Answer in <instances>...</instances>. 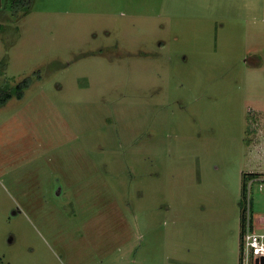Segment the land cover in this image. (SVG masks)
<instances>
[{"label": "rangeland", "instance_id": "rangeland-1", "mask_svg": "<svg viewBox=\"0 0 264 264\" xmlns=\"http://www.w3.org/2000/svg\"><path fill=\"white\" fill-rule=\"evenodd\" d=\"M29 77L0 106V264H244L264 0H3L0 90Z\"/></svg>", "mask_w": 264, "mask_h": 264}, {"label": "built area", "instance_id": "built-area-1", "mask_svg": "<svg viewBox=\"0 0 264 264\" xmlns=\"http://www.w3.org/2000/svg\"><path fill=\"white\" fill-rule=\"evenodd\" d=\"M251 193L249 190V197ZM253 217L250 208L247 210L246 232L242 238V255L244 264H261L264 258V219ZM243 264V262H242Z\"/></svg>", "mask_w": 264, "mask_h": 264}, {"label": "trees", "instance_id": "trees-1", "mask_svg": "<svg viewBox=\"0 0 264 264\" xmlns=\"http://www.w3.org/2000/svg\"><path fill=\"white\" fill-rule=\"evenodd\" d=\"M14 10L22 9L24 5L31 6L33 0H14ZM36 75V74H34ZM35 79L33 77H29L22 82H20L13 90H0V106L5 105L9 100L16 96L19 100L22 99L25 95L27 89L31 87ZM251 177L257 178L259 174H250ZM241 209H242V216H241V226L242 232L241 237L243 238L244 233L246 232V217H247V210L250 208V214L253 217L255 215V208L252 201V198L248 195V180L243 176V199L241 201Z\"/></svg>", "mask_w": 264, "mask_h": 264}, {"label": "flooded vegetation", "instance_id": "flooded-vegetation-1", "mask_svg": "<svg viewBox=\"0 0 264 264\" xmlns=\"http://www.w3.org/2000/svg\"><path fill=\"white\" fill-rule=\"evenodd\" d=\"M7 3H9V5L11 6V7H13V9H14V0H5ZM2 3H3V0H0V6L2 5Z\"/></svg>", "mask_w": 264, "mask_h": 264}, {"label": "water", "instance_id": "water-1", "mask_svg": "<svg viewBox=\"0 0 264 264\" xmlns=\"http://www.w3.org/2000/svg\"><path fill=\"white\" fill-rule=\"evenodd\" d=\"M257 264H258V262H257ZM261 264H264V258H262V263Z\"/></svg>", "mask_w": 264, "mask_h": 264}]
</instances>
